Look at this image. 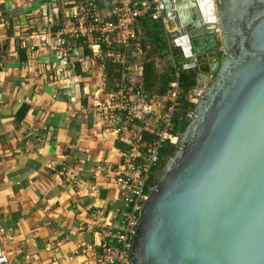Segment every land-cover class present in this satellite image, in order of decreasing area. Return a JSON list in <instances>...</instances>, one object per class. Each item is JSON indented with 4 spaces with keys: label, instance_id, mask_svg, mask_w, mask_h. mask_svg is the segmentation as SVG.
<instances>
[{
    "label": "crops",
    "instance_id": "1",
    "mask_svg": "<svg viewBox=\"0 0 264 264\" xmlns=\"http://www.w3.org/2000/svg\"><path fill=\"white\" fill-rule=\"evenodd\" d=\"M85 1L0 0V227L10 264H98L125 212L124 139L140 165L153 138L139 120L119 136L95 112L115 90L112 63L105 47L65 31ZM111 1L94 0L103 22H114ZM148 62L158 74L168 65Z\"/></svg>",
    "mask_w": 264,
    "mask_h": 264
},
{
    "label": "water",
    "instance_id": "2",
    "mask_svg": "<svg viewBox=\"0 0 264 264\" xmlns=\"http://www.w3.org/2000/svg\"><path fill=\"white\" fill-rule=\"evenodd\" d=\"M204 85L149 189L127 264H264V0H163Z\"/></svg>",
    "mask_w": 264,
    "mask_h": 264
},
{
    "label": "built area",
    "instance_id": "3",
    "mask_svg": "<svg viewBox=\"0 0 264 264\" xmlns=\"http://www.w3.org/2000/svg\"><path fill=\"white\" fill-rule=\"evenodd\" d=\"M108 13L114 22H103L98 16L94 0H87L75 6L72 15L75 28L65 31L75 38L83 36L93 51L105 47V57L117 67L113 81L115 90L105 102L94 101L95 112L102 125L122 136L127 134L128 126L139 120L143 128L153 138L146 146L145 161L138 163L140 154L130 137L125 142L130 151L124 154L117 170V184L125 206L120 230L112 240L119 244L117 256L113 255L110 243L102 245V256L98 264H127L129 239L138 213L151 188L149 183L154 175L165 144L177 146L180 134H173V118L178 112L182 90L178 83V70L182 69L181 54L173 44L174 27L166 14L163 0H112ZM148 18L162 28L166 40L167 60L174 69L173 80L165 95L144 89L142 64L159 58L155 44L147 41L140 27V20ZM97 37L92 40L91 34ZM128 52L127 57L125 53ZM180 58V59H179ZM137 60L136 62L133 60ZM120 66V67H119ZM60 71V69H59ZM203 89L187 91L186 97L196 103ZM192 112H186V122ZM3 229L0 227V264H10L2 249Z\"/></svg>",
    "mask_w": 264,
    "mask_h": 264
},
{
    "label": "trees",
    "instance_id": "4",
    "mask_svg": "<svg viewBox=\"0 0 264 264\" xmlns=\"http://www.w3.org/2000/svg\"><path fill=\"white\" fill-rule=\"evenodd\" d=\"M140 27L143 30L147 41L156 45L159 51V58L166 59L167 58V48H166V40L165 36L162 32V28L157 23L150 21L148 18H143L140 20ZM168 65L166 70H164L161 74H158L155 69L154 65L151 62L142 64V78H143V85L144 89L147 91H153L159 95H165L169 88V84L173 80L172 74L174 69L172 68L171 64L167 62ZM114 67V68H113ZM115 66L107 65V72L110 76H114ZM179 78L178 83L182 90V93L179 98V108L178 112L175 114L173 118V134L179 133L181 135L186 122L183 120L184 114L186 112H192L195 103H192L186 97V93L189 90H192L197 85V74L195 70H178ZM176 146H172L170 144H165L160 152V157L164 160L167 157H170L173 152L175 151ZM145 161L142 160L143 164ZM159 170H162V167L159 166ZM156 177L153 176L149 183L150 187H152L156 181ZM110 246L113 248V255L117 256L119 252V244L116 240L110 241Z\"/></svg>",
    "mask_w": 264,
    "mask_h": 264
},
{
    "label": "rangeland",
    "instance_id": "5",
    "mask_svg": "<svg viewBox=\"0 0 264 264\" xmlns=\"http://www.w3.org/2000/svg\"><path fill=\"white\" fill-rule=\"evenodd\" d=\"M196 87H197V85H196ZM171 157V156H170ZM170 157H167L166 159H160V161H159V163H158V165H157V167L155 168V171H154V175H155V177H156V179L160 176V174L163 172V170H164V168H165V166H166V164H167V162H168V160L170 159ZM159 166H161L162 167V170L160 171L159 170Z\"/></svg>",
    "mask_w": 264,
    "mask_h": 264
}]
</instances>
